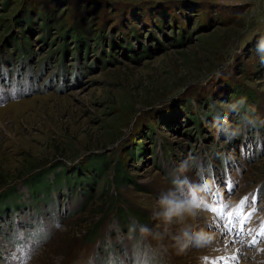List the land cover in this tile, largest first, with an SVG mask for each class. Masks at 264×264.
I'll return each instance as SVG.
<instances>
[{"label":"rangeland","instance_id":"1","mask_svg":"<svg viewBox=\"0 0 264 264\" xmlns=\"http://www.w3.org/2000/svg\"><path fill=\"white\" fill-rule=\"evenodd\" d=\"M261 41L264 0H0V264H264Z\"/></svg>","mask_w":264,"mask_h":264},{"label":"clouds","instance_id":"2","mask_svg":"<svg viewBox=\"0 0 264 264\" xmlns=\"http://www.w3.org/2000/svg\"><path fill=\"white\" fill-rule=\"evenodd\" d=\"M259 50L264 52V41L259 44ZM183 170V166H181ZM199 191L195 188L188 190L187 198H181L177 192L170 191L163 195L159 200L160 210L153 213L156 219H162L165 223L173 222L174 218L183 219L185 215H195V210L198 207ZM146 231V229H142ZM206 239L202 231L190 232L183 230L176 237V241L180 246L187 247L191 243L200 244Z\"/></svg>","mask_w":264,"mask_h":264},{"label":"trees","instance_id":"3","mask_svg":"<svg viewBox=\"0 0 264 264\" xmlns=\"http://www.w3.org/2000/svg\"><path fill=\"white\" fill-rule=\"evenodd\" d=\"M107 1H109V0H107ZM110 1H115V2H118V1H124V0H110ZM137 1V0H136ZM156 1V0H155ZM161 2V1H160ZM159 2V3H160ZM245 109H246V107H244ZM96 156L97 155H92L91 156V160H90V165H93V169L94 170H96V172H102L103 171V163L106 165L107 163V161L108 160H105L104 158H100L99 160H98V158H96ZM121 169V167H120V165H117V170H120ZM118 175H119V178H121L120 180L121 181H123V180H125V177H123L122 178V175H121V173L119 172L118 173ZM76 179H77V177L76 178H74V180H75V183L76 184H78V186H79V183L76 181ZM120 180L118 179L117 180V183H119L120 182ZM83 187V186H82ZM44 190H46V189H44ZM47 191V190H46ZM86 191H85V189L83 190V191H81V193L78 191V193L81 195V194H85L86 195V193H85ZM46 196H49V195H46ZM82 196V195H81ZM87 197V196H86ZM47 200H50V198H47ZM85 202H87L86 200L83 202V204L85 203ZM110 203H114V201H111ZM78 208H80L79 206H77V207H75L74 209H73V211H76ZM125 214L126 213H123V215L122 216H125ZM123 219H126V217H123ZM137 219H139L138 218V216H137ZM94 233V232H93ZM94 237H91V238H89V239H93Z\"/></svg>","mask_w":264,"mask_h":264},{"label":"snow or ice","instance_id":"4","mask_svg":"<svg viewBox=\"0 0 264 264\" xmlns=\"http://www.w3.org/2000/svg\"><path fill=\"white\" fill-rule=\"evenodd\" d=\"M245 202H246V200H245ZM198 206H200V205H198ZM241 208L243 209V206L241 205ZM232 215H237L236 213H232ZM231 223V220L229 221V224ZM225 227L226 228H228V225H225Z\"/></svg>","mask_w":264,"mask_h":264}]
</instances>
